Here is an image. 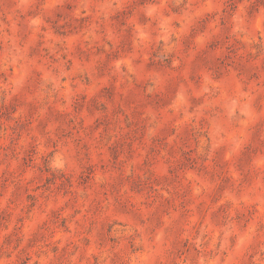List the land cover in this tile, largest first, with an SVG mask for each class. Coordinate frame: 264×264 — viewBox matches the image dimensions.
Here are the masks:
<instances>
[{
    "label": "rangeland",
    "instance_id": "1",
    "mask_svg": "<svg viewBox=\"0 0 264 264\" xmlns=\"http://www.w3.org/2000/svg\"><path fill=\"white\" fill-rule=\"evenodd\" d=\"M0 264H264V0H0Z\"/></svg>",
    "mask_w": 264,
    "mask_h": 264
}]
</instances>
